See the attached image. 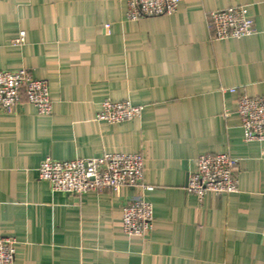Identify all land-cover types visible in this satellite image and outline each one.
Segmentation results:
<instances>
[{
    "label": "crops",
    "instance_id": "crops-1",
    "mask_svg": "<svg viewBox=\"0 0 264 264\" xmlns=\"http://www.w3.org/2000/svg\"><path fill=\"white\" fill-rule=\"evenodd\" d=\"M244 6L255 33L218 40L207 14ZM120 0H0V70L46 80L53 114L22 102L0 112V236L14 264H264V142H247L239 95L264 96V0H181L169 16L127 18ZM25 32L21 46L13 41ZM235 88L237 91H228ZM105 100L143 106L111 124ZM140 153L154 222L128 236L138 190L54 192L42 162ZM239 160V191H186L202 154Z\"/></svg>",
    "mask_w": 264,
    "mask_h": 264
},
{
    "label": "built area",
    "instance_id": "built-area-1",
    "mask_svg": "<svg viewBox=\"0 0 264 264\" xmlns=\"http://www.w3.org/2000/svg\"><path fill=\"white\" fill-rule=\"evenodd\" d=\"M127 6V18L139 21L148 17L173 15L181 0H120ZM208 28L218 40L242 39L255 33L254 20L244 6H233L207 14ZM25 32L13 41L21 46ZM234 93L237 90L231 88ZM33 105L40 116L53 114V101L46 80L33 77L28 69L0 70V112L8 113L22 102ZM143 106L130 102L105 100L98 121L111 124L140 118ZM237 113L247 142H264V96L239 95ZM239 160L228 153L202 154L195 162V170L188 174L186 191L203 200L207 194H233L239 191L236 177ZM145 158L140 153H106L97 158L55 160L46 158L39 168V178L51 184L54 192L83 196L91 191H117L121 187L138 190V195L123 208L122 228L126 235L148 237L153 230V205L145 199V192L154 187L143 184ZM264 236V228H263ZM17 240L0 236V264H14Z\"/></svg>",
    "mask_w": 264,
    "mask_h": 264
}]
</instances>
